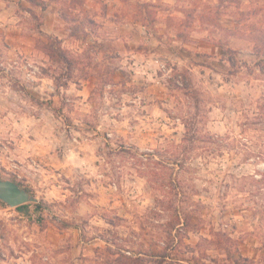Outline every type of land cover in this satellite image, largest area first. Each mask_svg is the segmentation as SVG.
<instances>
[{
    "label": "rangeland",
    "instance_id": "374dc122",
    "mask_svg": "<svg viewBox=\"0 0 264 264\" xmlns=\"http://www.w3.org/2000/svg\"><path fill=\"white\" fill-rule=\"evenodd\" d=\"M259 31L264 0H0V178L37 197L0 264H264Z\"/></svg>",
    "mask_w": 264,
    "mask_h": 264
},
{
    "label": "trees",
    "instance_id": "16d2710c",
    "mask_svg": "<svg viewBox=\"0 0 264 264\" xmlns=\"http://www.w3.org/2000/svg\"><path fill=\"white\" fill-rule=\"evenodd\" d=\"M30 2H34V0H29ZM63 8H66V4ZM61 16L65 19H67V14L65 13V10L62 9V13H61ZM258 42L261 43L263 46H264V32H261L259 31L258 32ZM59 39L57 38H53V39H50L48 42H42L39 40V43L41 44V49L50 57L52 58L53 60L55 61H58V60H61V61H64L66 64L70 65L71 63L75 64L77 62V58H71L70 57V53L68 54L67 51H65L61 45L59 44ZM263 71V70H262ZM259 112L256 113V120H258L259 118H262L264 117V103H261L260 106H259ZM15 182H17L20 187H23L22 183L19 182V181H16L14 180ZM27 190L28 187H23ZM28 204H30V202L28 203H24V204H20L18 206H16L17 209H22L23 207H26ZM37 204V203H36ZM170 205H172L170 203ZM183 226H190V221H189V217L186 216L184 219H183ZM192 225V224H191ZM171 229V227H170ZM222 236H227L225 234H222ZM227 241H231V239L227 236L226 237ZM220 244V242H219ZM150 256H154V257H161V256H168V254L164 253H160L158 255L157 254H151ZM241 257V255H240ZM158 258L156 259H153V258H141L140 256L139 257H130L128 256L127 254H124L123 252H120L118 253V255L116 257H111V258H108L107 261H105L104 264H161V262L159 260H157ZM240 259H242L243 261L245 262H252V260L248 257H241ZM148 261V262H147ZM236 264H241V262H239L238 260H236L235 262ZM253 264V263H252Z\"/></svg>",
    "mask_w": 264,
    "mask_h": 264
},
{
    "label": "water",
    "instance_id": "95a60500",
    "mask_svg": "<svg viewBox=\"0 0 264 264\" xmlns=\"http://www.w3.org/2000/svg\"><path fill=\"white\" fill-rule=\"evenodd\" d=\"M0 200L7 203L11 207L20 204L35 202L37 197L27 189L11 179L0 178Z\"/></svg>",
    "mask_w": 264,
    "mask_h": 264
},
{
    "label": "crops",
    "instance_id": "0c3cea01",
    "mask_svg": "<svg viewBox=\"0 0 264 264\" xmlns=\"http://www.w3.org/2000/svg\"><path fill=\"white\" fill-rule=\"evenodd\" d=\"M240 250L245 257L253 258L262 249L260 248L259 240L254 235H250L246 239L240 241Z\"/></svg>",
    "mask_w": 264,
    "mask_h": 264
}]
</instances>
